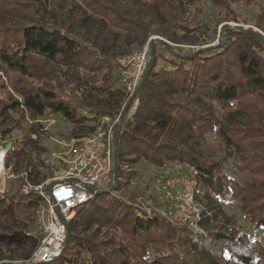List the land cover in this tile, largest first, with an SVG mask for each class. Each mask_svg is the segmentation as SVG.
Returning <instances> with one entry per match:
<instances>
[{
    "label": "trees",
    "instance_id": "trees-1",
    "mask_svg": "<svg viewBox=\"0 0 264 264\" xmlns=\"http://www.w3.org/2000/svg\"><path fill=\"white\" fill-rule=\"evenodd\" d=\"M197 1L148 0L146 5L151 15L163 23L186 30L178 21L177 4L190 6ZM211 1L217 6L228 7L230 2L247 0ZM8 5L10 3L5 5L0 0V6ZM101 5L105 9L100 11L101 19L112 18L114 12L108 6ZM130 28L135 30V34L130 38L128 48L122 52L126 55L133 53L130 51L134 42L140 45L145 43L139 37L146 29L145 24L134 22ZM230 31L233 41L221 53L206 55L204 51H198L175 55L170 60L171 68L161 67L158 70H155L157 60H154L139 93V107L125 127H121V123L117 126L121 130L114 160L115 166H118L121 147L126 141L127 147L154 167H168L173 163L190 166L200 184L198 198L212 203L231 195L238 202L242 216L260 229L264 228V56L259 51H264V39L250 30ZM5 32L0 31V60L22 75L33 76L37 73L30 58V53H37L66 65H82L96 72L107 68L105 76L112 84L101 90L105 101L102 110L94 111V117L79 114L74 107L47 90L22 92V101L16 100L2 107L3 114L7 109L19 111L22 106L32 116L44 115L51 110L62 113L75 124H83L96 121L100 116L113 115V111L116 115L120 111L126 98L123 88L117 87L122 82L120 72L115 78L112 77L113 64L106 59L99 60L96 50L70 35L68 27L63 29L33 22L12 33L14 47L5 41L8 36ZM95 47L104 50L99 44H95ZM154 58H157L156 55ZM176 96L188 97L192 103L180 104ZM214 103L224 109L226 117L233 114L234 107L235 112L247 114L252 118L254 127L236 131L221 127L215 118ZM213 132L222 143L240 152L238 169L244 178L242 183L223 172L225 164L205 161L196 147L188 145L191 138L204 140L206 134ZM14 145L5 156L4 165L7 167L11 159L19 155ZM32 175L30 171L32 184L43 181L33 179ZM112 195L107 191L97 193L78 211L68 235V244L76 252L67 250V245L56 263L73 264L79 260V257H72L74 254H84L82 264H112L98 247L82 240L76 231L94 225H112L122 229L125 241L123 249L146 264H181L179 255L174 260L173 254L189 248L202 254L204 264H264V244L251 239L246 233L232 230L204 235L186 226L176 227L159 214H139L128 205L123 213L117 208L120 203L122 206L126 204ZM98 201L108 202L109 206L104 207ZM39 203L40 197L35 192L27 195L19 190L11 196L0 194V248L16 252L24 260L31 258L40 244V235L29 233L28 229L36 223ZM228 222L237 225L232 218H228Z\"/></svg>",
    "mask_w": 264,
    "mask_h": 264
},
{
    "label": "rangeland",
    "instance_id": "rangeland-1",
    "mask_svg": "<svg viewBox=\"0 0 264 264\" xmlns=\"http://www.w3.org/2000/svg\"><path fill=\"white\" fill-rule=\"evenodd\" d=\"M2 1L5 5L10 3L8 7L0 6V31H6L8 34L5 41L10 43V47L15 45L11 39L12 33L32 25L33 22H40L49 27L63 29L68 27L70 35L96 50L99 60L106 59L113 64L114 78L119 72L118 59L126 55L122 52L128 48L129 40L135 34V30L130 28L134 22L145 24L146 29L139 36L145 43L140 45L134 42L130 52L145 47L150 49L154 42V56L157 57L154 58L157 60L155 70L161 67L171 68L170 60L174 59L175 55H187L198 51H204L206 55L221 53L224 47L231 45L230 41H233L230 29L250 30L264 39V0L230 2L228 7L217 6L211 0H199L190 6L177 4L178 21L186 30L170 23H163L152 16L146 5L148 0ZM101 4L114 12L112 18L101 19L100 11L103 9ZM95 44H99L104 50H98ZM259 52L264 56V51ZM30 58L34 64V71H37L33 76L22 75L0 60V132H5L0 134L2 146L10 142L15 143V149L19 152L18 157L11 159L10 166L4 165L0 173V194L6 196L14 195L19 190L23 192L24 185L32 182L30 171L33 179L47 181L54 175L56 169L52 165L54 158L68 155L79 146L77 140L79 137L110 125L115 117L113 111V115L100 116L96 121L75 124L62 113L51 110L44 115L32 116L22 106L19 111L7 109L3 114L2 107L11 105L16 100L21 102V93L26 90L54 92L58 99L74 107L79 114L88 117H94V111L102 110L105 100L101 90L112 84L105 76L108 73L107 68H101L96 72L82 65H66L60 60H53L37 53H30ZM118 86L124 90L122 82L117 84ZM175 99L184 105H187L188 101L191 102L184 96H176ZM192 106L200 110L195 105ZM214 107L215 118L221 127L231 131L254 127L252 118L245 113L235 112V107L232 109L233 114L228 117L220 105L214 103ZM131 117L123 113L120 117L121 127H125ZM124 142L118 159L117 183L105 190L112 193L116 200L126 204L122 206L120 203L117 210L124 213L128 205L139 214L149 216L159 214L168 218L174 226L182 227L175 221V212L172 209L174 194L183 176H195L194 169L181 163H173L168 167H154L145 159L138 157L126 146V141ZM188 145L196 147L205 161L225 164L223 172L230 178L238 183L244 181L238 169L241 163L240 152L222 143L215 132L206 134L204 140L191 138ZM198 200L204 206V214L200 226L193 230L204 235L215 231L235 230L246 233L251 239L264 244V228L256 229L250 220L242 216L238 202L231 195L213 200L212 203L202 198ZM98 203L104 207L109 206L108 202ZM228 218L236 221L237 225L229 223ZM28 231L35 235L39 234L37 223ZM76 231L82 240L90 241L98 247L112 264H146L123 249L124 234L117 226L94 225ZM71 248L68 244L67 250L76 252L75 248ZM166 252L169 253L168 250ZM17 255L7 248H0V264H30ZM177 255L181 264H204L202 254L198 250L189 248L184 252L177 251L172 259L177 260ZM83 256L84 254L80 256L74 254L72 257H79V260L73 264H82Z\"/></svg>",
    "mask_w": 264,
    "mask_h": 264
},
{
    "label": "built area",
    "instance_id": "built-area-1",
    "mask_svg": "<svg viewBox=\"0 0 264 264\" xmlns=\"http://www.w3.org/2000/svg\"><path fill=\"white\" fill-rule=\"evenodd\" d=\"M150 56L149 47H145L118 59L126 98L111 124L79 137L75 150L54 158L52 165L56 169L47 181L24 185L25 194L35 192L40 197L36 211L40 244L27 259L28 263L49 264L59 259L68 245L71 223L95 195L91 189L105 191L114 184L117 126L123 113L132 116L140 105L139 92ZM199 187L195 176L185 175L174 194L175 221L192 229L200 226L204 214V206L197 198Z\"/></svg>",
    "mask_w": 264,
    "mask_h": 264
},
{
    "label": "water",
    "instance_id": "water-1",
    "mask_svg": "<svg viewBox=\"0 0 264 264\" xmlns=\"http://www.w3.org/2000/svg\"><path fill=\"white\" fill-rule=\"evenodd\" d=\"M150 52H151L150 61L148 63L147 69L145 71L144 79L147 77V74H148V72H149V70H150V68L154 62V57H155L154 56V42L151 44ZM119 136H120V128L118 127L117 131H116L115 151H117V148H118ZM12 146H13L12 142L8 143L6 146H2L1 141H0V153H3V155H4L3 158H5V156L10 152V150L12 149ZM118 170H119L118 166H115V168H114V184L117 183V180H118V176H119ZM91 191L95 194L103 192V191H97L95 189H91Z\"/></svg>",
    "mask_w": 264,
    "mask_h": 264
},
{
    "label": "bare ground",
    "instance_id": "bare-ground-1",
    "mask_svg": "<svg viewBox=\"0 0 264 264\" xmlns=\"http://www.w3.org/2000/svg\"><path fill=\"white\" fill-rule=\"evenodd\" d=\"M3 153H0V173H1V171H2V169H3V167H4V160H5V158H3Z\"/></svg>",
    "mask_w": 264,
    "mask_h": 264
},
{
    "label": "crops",
    "instance_id": "crops-1",
    "mask_svg": "<svg viewBox=\"0 0 264 264\" xmlns=\"http://www.w3.org/2000/svg\"><path fill=\"white\" fill-rule=\"evenodd\" d=\"M182 180V179H181Z\"/></svg>",
    "mask_w": 264,
    "mask_h": 264
}]
</instances>
